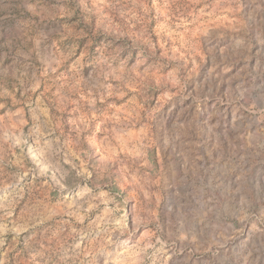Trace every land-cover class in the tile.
Here are the masks:
<instances>
[{
	"label": "rangeland",
	"instance_id": "obj_1",
	"mask_svg": "<svg viewBox=\"0 0 264 264\" xmlns=\"http://www.w3.org/2000/svg\"><path fill=\"white\" fill-rule=\"evenodd\" d=\"M0 264H264V0H0Z\"/></svg>",
	"mask_w": 264,
	"mask_h": 264
}]
</instances>
